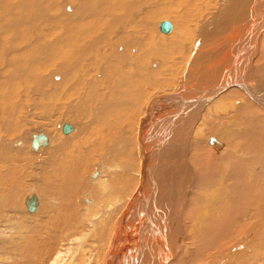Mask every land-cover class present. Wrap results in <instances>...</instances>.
I'll return each mask as SVG.
<instances>
[{
  "label": "bare ground",
  "instance_id": "obj_1",
  "mask_svg": "<svg viewBox=\"0 0 264 264\" xmlns=\"http://www.w3.org/2000/svg\"><path fill=\"white\" fill-rule=\"evenodd\" d=\"M0 107V264H264V0H0Z\"/></svg>",
  "mask_w": 264,
  "mask_h": 264
},
{
  "label": "rangeland",
  "instance_id": "obj_2",
  "mask_svg": "<svg viewBox=\"0 0 264 264\" xmlns=\"http://www.w3.org/2000/svg\"><path fill=\"white\" fill-rule=\"evenodd\" d=\"M162 20H164V19H162ZM12 99V98H11ZM8 102V101H7ZM0 109H1V107H0ZM63 119L65 120V121H68V119H67V117L66 116H64V118H56L55 119V122L57 123H59V122H62L63 121ZM48 121H50V124L51 123H53L51 120H48ZM34 123H36V122H34ZM36 127H39V126H37V124L35 125ZM32 128H33V126H31ZM44 128H46L45 126H44ZM55 128H56V126H55ZM36 130V129H35ZM1 135H5V137L6 136H8V138H13V137H15L16 135L15 134H13L12 133V135L10 134V133H8L7 135L6 134H4V133H2ZM15 135V136H14ZM53 137V136H52ZM29 151V150H28ZM30 157L29 158V160H28V163H27V165H25L26 163L23 161V165H21L22 164V162L19 164V169L21 168L22 170L20 171V176H22L21 177V180H22V185L20 186V188H18L19 190H17V191H19V192H16V194H24V193H26V192H31L30 190H31V188L33 187V184H32V181H31V172L34 174V173H36L37 172V170L34 168V167H32L33 165H29V163H34V162H36L37 163V160H39V159H34L33 160V156L32 155H26V157ZM21 161V160H20ZM26 167H25V166ZM24 166V167H23ZM34 168V169H33ZM89 171V168L86 170V173ZM21 173H22V175H21ZM24 174H26L25 175V177H24ZM6 187V186H5ZM45 189H42V188H38V192L40 193V194H47L45 191H44ZM41 191H43V192H41ZM56 194H58V193H56ZM263 227H264V225H262ZM7 248V246H4V252H6V249ZM3 251V250H2ZM53 254V253H52ZM50 255L49 256V259L47 260V263H45V264H57V260H58V257L56 256V255Z\"/></svg>",
  "mask_w": 264,
  "mask_h": 264
},
{
  "label": "water",
  "instance_id": "obj_3",
  "mask_svg": "<svg viewBox=\"0 0 264 264\" xmlns=\"http://www.w3.org/2000/svg\"><path fill=\"white\" fill-rule=\"evenodd\" d=\"M160 29L163 31H167L170 27V24H168L167 22H163L159 25ZM71 129L70 125L64 124L63 126V131L64 132H68ZM43 137L42 136H38L36 138L33 139L32 142V147L36 148L39 144H41L43 142ZM35 204H36V200L34 197H32L28 202H27V209L29 211L34 210L35 208Z\"/></svg>",
  "mask_w": 264,
  "mask_h": 264
}]
</instances>
